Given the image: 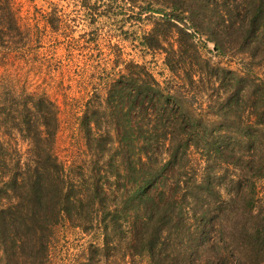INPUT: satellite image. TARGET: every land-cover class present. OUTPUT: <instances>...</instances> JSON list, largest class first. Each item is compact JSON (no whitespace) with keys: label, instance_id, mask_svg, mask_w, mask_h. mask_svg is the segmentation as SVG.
<instances>
[{"label":"trees","instance_id":"16d2710c","mask_svg":"<svg viewBox=\"0 0 264 264\" xmlns=\"http://www.w3.org/2000/svg\"><path fill=\"white\" fill-rule=\"evenodd\" d=\"M81 1L84 8L91 6L90 0ZM125 1H131L132 5L139 0ZM153 1L148 0L147 12L160 13L164 19L177 23H183L188 13L193 27L206 31L217 51L235 45L239 52L264 63V0H201V5L221 11L213 27L195 22L199 8L194 6V0H162L164 6L160 8L154 7ZM186 28L177 26V33L189 34ZM169 64L175 71L172 61ZM246 65L238 72L219 70V76L223 74L219 79L223 81L230 75L233 85L216 104L221 121L210 125L194 116L186 128L175 115H168L169 125H165L169 131L162 135L151 129L152 124L159 123L154 113L148 111L147 126L133 124L130 115L143 114L150 106L165 107L179 91L161 86L144 65L133 60L123 70L107 72L106 96L102 99L95 93L86 102L80 131L89 145L96 146L97 153L103 145L101 130L96 131L100 110L117 119L121 127L118 147L126 145L132 153L123 168L113 157L105 165L92 167L93 176L90 174L89 178L70 175L72 166L59 158L51 144L45 145L47 133H56L48 131V113L41 115L42 125L31 117V157L20 168L22 171L16 168L17 160L8 162L0 140V241L4 252L31 264H53L50 257L56 226L70 222L89 230L94 226V215L96 218L101 215L98 225L103 230L104 242L91 243L70 264H106L114 235L131 238V248L147 256L152 264H264V201L257 191L264 180V77L255 75ZM38 99L46 101L43 96ZM50 104L55 105L52 101ZM127 118L131 124H124ZM229 118L233 119V126L231 120L226 124L225 119ZM164 121L165 118H160L162 127ZM177 125L183 131L174 133L170 126ZM159 145L164 146L167 157L145 171L148 164L145 158H150L152 149L158 150ZM196 147L202 148L201 159H197L199 165L194 163L199 174L194 177V190L188 199L195 204L202 194L222 200L213 208L210 202L206 203L199 215L192 213L186 193L169 192L161 186L168 177L163 171L175 169L180 160H191L192 148ZM119 153L116 150L115 155ZM226 155L230 157L223 161L231 170L229 190V182L209 166L210 160L220 161ZM112 171L123 176V181L129 179L120 196H115L124 197L120 208L118 200L114 206L110 204L115 200H111L110 190L104 184ZM218 178L227 192L225 200L214 184ZM234 186L242 205L233 209V214L229 211L232 215L226 223L220 222L222 204L236 199L231 190ZM159 187L160 191L150 192ZM157 193L163 196L158 197ZM150 202L156 209L153 216L158 215L155 221L153 216H140Z\"/></svg>","mask_w":264,"mask_h":264},{"label":"rangeland","instance_id":"374dc122","mask_svg":"<svg viewBox=\"0 0 264 264\" xmlns=\"http://www.w3.org/2000/svg\"><path fill=\"white\" fill-rule=\"evenodd\" d=\"M130 2L90 0L91 6L84 8L81 0H0V140L4 144V156L8 162L17 160V170L22 171L20 168L25 167V162L31 157V117L36 118L37 125H42L41 115L47 113L48 131L56 133H47L45 145L51 144L59 158L67 166H72L70 175L79 179L83 176L89 178L93 176V171L90 173L92 167L105 165L113 157L123 168L132 153L126 145L118 147L121 127L117 119L108 117L104 110H100L96 131L101 130L103 145L98 147L97 153L96 146L89 145L80 131V119L86 102L95 93L102 99L106 96L104 82L107 72L123 70L130 60L144 65L161 86L179 91L171 104L155 107L156 112L149 105L147 112L145 108L143 114L132 112L130 115L133 124L147 126L148 111L154 113L159 123L152 124L151 129L158 130L161 135L169 131L165 125H169L168 115H175L186 128L194 116L203 118L210 125L221 121L216 114V104L233 85L230 75L223 81L219 79L223 75L219 76L220 69L238 72L243 70L246 63V67L252 69L255 75L264 77V63L239 52L235 45H227L223 51H217L206 31L193 27L188 13L183 23H177L164 19L160 13L147 12L148 0H139L132 5H129ZM163 3L162 0H154L152 4L160 8L164 6ZM193 4L199 8V17L195 22L213 27L221 11H212V7L201 5V0H194ZM177 26L187 27L189 34L177 33ZM217 28L222 30L221 27ZM209 30L207 28V32ZM169 60L175 71L170 69L172 65ZM42 96L46 101H39L38 97ZM51 101L55 104L53 107ZM230 116L234 114L230 113ZM160 118H165L164 127L160 125ZM232 118L225 119L226 124L231 120L233 126ZM127 122L128 118L124 124ZM170 128L174 133L183 131L179 125ZM162 145L158 150L152 149L150 158H145L148 161L145 171H150L167 157ZM116 150H120L119 155H115ZM200 150L202 148H192L191 160H180L175 169L163 171L168 177L161 184L169 192L186 193L187 202L196 215L202 213V207L208 202L212 208L219 206L218 200L221 199L202 194H199L195 204L188 199L194 190V177L199 174L194 163L199 165L197 159H201ZM226 159L230 160V157L226 155L220 161L210 160L209 166H213L223 180L229 182V190L231 170L223 164ZM122 177L112 171L109 180L104 179L111 200H115L110 204L114 206V202L119 201V208L123 206L124 197L116 199L115 196H120L129 183L128 178L123 181ZM214 184L225 195V200L227 192L219 178ZM161 189L152 188L150 192L156 193ZM231 190L236 199L222 204L221 210L224 212L220 222L226 223L233 214L231 211L242 205L237 187ZM257 191L264 201V180L258 184ZM157 196L163 195L157 193ZM155 212L150 202L140 216L148 218ZM87 213L91 216L90 212ZM100 216L96 218L94 215V226L89 230H82L70 222L56 226L50 257L53 264H70L91 243L104 242L103 230L98 225ZM153 217L155 221L157 213ZM114 237L110 241L113 245L108 250L106 264H152L147 256L131 248V238ZM0 264H31V261L28 263L24 258L4 252L0 241Z\"/></svg>","mask_w":264,"mask_h":264}]
</instances>
